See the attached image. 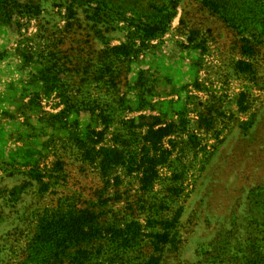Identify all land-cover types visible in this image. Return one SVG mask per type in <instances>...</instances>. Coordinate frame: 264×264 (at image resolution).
Here are the masks:
<instances>
[{"label":"rangeland","instance_id":"rangeland-1","mask_svg":"<svg viewBox=\"0 0 264 264\" xmlns=\"http://www.w3.org/2000/svg\"><path fill=\"white\" fill-rule=\"evenodd\" d=\"M4 2L0 264H264V0Z\"/></svg>","mask_w":264,"mask_h":264},{"label":"trees","instance_id":"trees-1","mask_svg":"<svg viewBox=\"0 0 264 264\" xmlns=\"http://www.w3.org/2000/svg\"><path fill=\"white\" fill-rule=\"evenodd\" d=\"M199 1L206 8L212 9V8L216 7V3H215L216 0H199ZM89 2L98 4V0H89ZM30 4L26 3V5H24V8H26V9L31 8L33 10H34V8H36V10H39L40 6H38V5L35 6L32 2ZM101 5L103 7V12L105 11V13H111V12H114L116 10V7L109 8L107 10V9H105V5L103 3ZM13 8H14L13 2H11V5H9L7 2H4V0H0V24H6V25L13 27L12 26L13 20H14L13 15H12V9ZM108 15L110 16V14H108ZM241 52H242V54H245L247 56L253 55V53H254L253 47L248 40L241 47ZM246 66L249 68V66H251V65L248 63H244V62L239 63V68L246 67ZM162 130L163 129H161V131ZM94 152H95V150H94ZM98 154H101L103 156L101 166H102L104 171H106L107 169H110V168L112 169L113 167L115 168L118 165L123 164V160L125 158V156L123 155V152L117 148H113V149L102 148L101 150L98 151ZM45 223H46V221L43 222L41 229H42V227H46ZM62 224L63 223L56 224L55 227H57V228L53 231L52 234L50 232H47V233L43 232L40 235L42 239L39 241V244H41L43 246V247H41V250L50 252V251H53V249H55L56 244L58 243L59 240H61L59 237V233H57V232H58V227ZM161 225L164 226L163 227L164 230H168V229H170L169 227L171 226V223L168 221H164L161 223ZM71 233L72 232H70V234ZM163 235L168 236V233H164ZM65 246L68 247L70 245H65ZM42 256L43 257L40 260V263H42V264L49 263L51 261V259L53 258V255H49V256L42 255ZM55 258L58 259V257H55ZM33 262L37 263L38 261H33Z\"/></svg>","mask_w":264,"mask_h":264}]
</instances>
